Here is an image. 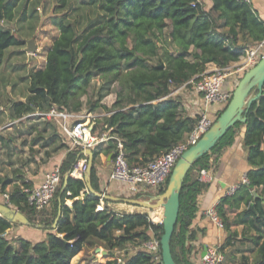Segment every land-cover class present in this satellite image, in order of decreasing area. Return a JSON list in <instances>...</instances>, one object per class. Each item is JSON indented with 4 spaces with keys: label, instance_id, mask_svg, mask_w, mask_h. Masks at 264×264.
<instances>
[{
    "label": "trees",
    "instance_id": "trees-1",
    "mask_svg": "<svg viewBox=\"0 0 264 264\" xmlns=\"http://www.w3.org/2000/svg\"><path fill=\"white\" fill-rule=\"evenodd\" d=\"M54 1L49 20L58 36L47 50L44 66L24 77V101L9 100L10 119L45 114L52 109L78 113L88 106L87 114L107 110L109 115L100 119L108 132L105 155H114L119 140L132 167L145 165L192 131L197 117H178V105L166 98L173 88L196 81L209 64L224 68L238 62L244 50L264 40V21L252 4L237 0H210L208 10H204L200 0ZM39 5V0H0V22L14 23L16 27V34L0 29V74L6 52L24 45L17 37L25 40L34 34L42 16ZM47 8L48 2L43 13ZM96 77L99 84L93 87ZM115 83L118 91L113 89ZM91 89L92 96L88 97ZM112 91L116 99L107 109L101 102ZM82 98L87 99L85 103ZM244 115L245 123L237 122L186 175L170 241L175 264H192L191 225L197 198L207 186L198 180V173L212 167L211 155L231 145L241 126L243 143L248 149V184L239 188L244 198L234 200L233 195L227 196L215 207L222 228L229 234L220 251L237 237L231 231L232 222L224 205L243 202L247 209L238 213L235 222L244 226L243 236L251 234L248 239L257 250L250 263L244 256L241 264H264V93ZM38 120L42 121L41 127L28 123L24 128L30 138L20 141L21 148L28 144L31 158L14 159L22 149L17 150L9 142L3 145L5 155L0 156V173L9 167L11 174L0 177V194L7 195V205L15 207L32 224L51 226L59 206L61 215L56 228L47 230L45 238L38 242L21 237L6 240L4 234L15 224L0 217V264H71L92 242L104 245L107 252L129 250L131 253L122 257L123 264H162L160 246L158 260L144 246L154 239L160 241L163 233L162 225L153 223L148 213H116L106 201L102 202L103 209L97 211L101 201L88 193L84 180L70 176L62 191L64 177L78 159L80 151L76 149L67 152L60 166V182L50 206L41 211L29 206L25 190L31 189L32 184L24 177L26 171L16 167L18 162L28 165L43 151L38 163L42 165L53 154L68 150L51 122L43 116L34 121ZM96 128L97 125L94 131ZM97 153L93 151V158ZM168 180L169 177L155 194L164 192ZM90 183L95 192H102L94 164ZM255 189H260V194L253 198L251 191ZM68 200L72 201L70 206L66 205ZM234 206L238 208L239 203ZM105 264L120 263L112 259Z\"/></svg>",
    "mask_w": 264,
    "mask_h": 264
},
{
    "label": "crops",
    "instance_id": "crops-1",
    "mask_svg": "<svg viewBox=\"0 0 264 264\" xmlns=\"http://www.w3.org/2000/svg\"><path fill=\"white\" fill-rule=\"evenodd\" d=\"M200 2L202 3L204 10H208L211 7L210 0H200ZM251 4L258 17L264 21V0H252ZM207 68V70H212L215 67L209 64ZM234 82L235 80H227L223 85V89L232 90L233 92ZM9 95V91H5L4 89L0 90V99L5 98L8 102L9 100H11L10 97H8ZM166 98L168 100H172L178 105V117H189L192 119H196V113L198 112L200 101L199 97L193 91L192 86L191 90H187L186 85L173 88ZM18 100L21 101V99ZM8 103L5 104V108H3L0 104V137L3 139L2 141H0V156H2L3 158L5 155V149L3 145H7V143L9 142L12 144V146H16L17 142L24 140V138H28L26 140H29L30 138L25 134V125L13 127V124H15V120L10 119L7 109ZM214 109L215 108L213 107L210 108V113L213 112ZM4 115H6V120L8 122H11L10 125H4ZM18 120L19 122L21 121V119ZM48 121L51 122V119L48 118ZM33 123H37L38 127L40 128L42 121H33ZM52 125L56 128L57 134L61 137L62 141H64L63 137L60 135L58 123L57 125ZM5 126L7 129L5 128ZM104 133L108 134V132L105 131ZM243 135L244 127L241 126L236 131L235 139L231 145L224 147L219 152H215L211 155V159H214L212 167L209 168L212 175V180L207 183V186L204 190H202L197 198V211L191 225L193 239L191 242H189V245H191L192 247L189 259L192 264H201V256L209 248H215L218 250L219 254L222 256V264H241L242 258L244 256L248 258V262L250 263L255 256L257 247L253 246V244L248 239V236H251V234L243 236L244 226L236 224L235 222L238 213L243 209H247V204L239 201H234L233 203H231L232 206H229L227 204L224 205L226 215L232 222L230 227L231 231L233 233H237V237L233 238L230 242V244L232 245L229 244L228 246H225L222 251H220V248L227 242L229 234L223 228H220L216 224V222H214L207 215V211L209 209L215 208L220 203L221 199L227 197V191L232 186L238 187L235 194H233L234 200H238L242 197L244 198L243 192L241 193L239 188L240 185H242V179L246 176V172L250 169V166L247 162L248 149L243 143ZM64 143L67 145L68 150H62L56 154H53V156L49 158L45 164H38L39 159L41 157L43 158V151L35 156L33 158L34 160H32V162H30L28 165L22 164L23 161L18 162L19 164L17 163L18 165H16V167H19V169L22 171H26L24 177L26 181L31 182L32 187L39 185L43 181L46 173L50 172L57 166H61L67 152L71 150L66 141H64ZM27 145L21 148L22 152L19 154H15V156H17L18 158L21 157L24 160L31 158V155L28 152ZM32 147L33 149H37V146ZM24 148L27 151H24ZM91 150H97L98 152L97 156L93 158V162L100 190L115 195L116 193L113 191L114 187L112 185L114 184V182L109 181V173L112 166L110 155L112 154L109 153L105 155V152L107 151L106 141L98 143ZM4 173H7L10 176V168L6 167L4 171L0 173V177ZM252 192H254V195L252 194ZM251 194L253 198L258 197V195L260 194V189L252 190ZM71 202L72 201L70 200L66 201V205L70 206ZM237 202L239 203L238 208L234 206ZM110 205L114 206L112 207V210L116 212L118 210V207L115 206L126 204L109 203L108 206L110 207ZM148 215L155 221L158 215V211H149ZM11 230L13 231V228H11L10 231ZM14 232L16 234V237H21L30 242H38L42 241L45 238V234L48 231L32 227L19 226ZM103 253L106 254V252H102V254ZM82 254L83 250L72 259L71 264H85L83 261H79V259H81L82 257ZM107 261L108 259L101 264H105Z\"/></svg>",
    "mask_w": 264,
    "mask_h": 264
},
{
    "label": "built area",
    "instance_id": "built-area-1",
    "mask_svg": "<svg viewBox=\"0 0 264 264\" xmlns=\"http://www.w3.org/2000/svg\"><path fill=\"white\" fill-rule=\"evenodd\" d=\"M247 4H251L252 0H237ZM264 47V41L254 45L246 50L240 57L239 61L228 65L224 68H214L206 70L197 77V80L189 82L192 85L193 91L199 97V109L196 113V122L190 134L181 142L171 147L168 151L143 166H129L123 153L122 143L116 141V150L111 159L112 166L109 173V181L126 185L129 191L137 194L144 191L157 193L164 185L166 179L170 177L172 169L180 156L189 147L195 145L205 132L212 126L218 117V112L224 109L231 100L232 90H224L223 85L227 80H235L238 83L240 76L249 68L253 67L262 57L261 50ZM264 93V88H263ZM215 108L210 113V108ZM40 114V113H39ZM43 117L54 118L57 120L60 135L70 148L80 152L87 149H93L98 143L107 141L108 137H96L92 135V122L89 117L78 121L69 122L73 115L58 112L55 109L50 110L45 114H40ZM87 169V157L84 156L78 160L68 172V175L76 180H83V176ZM198 180L204 184L212 180V175L209 169H201L198 173ZM60 182V167L53 168L46 173L43 181L31 189L25 190L27 201L31 208L41 211L50 206L54 198L56 189ZM242 185L248 184L246 176L242 179ZM238 187L232 186L227 191V196L233 195ZM102 193H106L102 191ZM4 203L7 204L8 196L3 195ZM101 205L97 207V211H101ZM207 215L216 224L222 228L215 208L207 211ZM154 223L161 224V219L150 218ZM5 236V234H4ZM146 249L150 251L155 260H158L159 241L151 240L144 244ZM118 263L123 264L121 260ZM201 264H222V256L215 248H209L201 256Z\"/></svg>",
    "mask_w": 264,
    "mask_h": 264
},
{
    "label": "water",
    "instance_id": "water-1",
    "mask_svg": "<svg viewBox=\"0 0 264 264\" xmlns=\"http://www.w3.org/2000/svg\"><path fill=\"white\" fill-rule=\"evenodd\" d=\"M17 37V36H16ZM19 41L26 43V51L28 53L35 52L33 40H24L17 37ZM264 88V56L250 69H248L242 77H240L236 87L232 92V97L228 105L224 108L222 113L217 117L212 126L207 132L197 141V143L189 147L180 156L174 165L170 174L166 189L161 194H150L147 197L133 199V198H119L108 195L106 193L95 192L90 183V173L93 167V151L87 149L78 155V160L82 156L87 157V169L83 176L85 181L86 190L89 194L98 198L101 202L107 203H122L130 206L141 207L148 211H161V225L163 233L160 237L159 246L161 249V262L162 264H175L171 249L170 241L174 228L177 222L179 211V197L183 182L187 173L192 166L205 154H207L219 140L237 123H245V112L250 109L254 103L263 93ZM113 155V154H112ZM110 155V158H112ZM76 161V162H77ZM68 173L64 177L62 191L66 185ZM254 195V192H252ZM252 209V207H250ZM61 215L60 206L58 209L57 217L53 224L49 227L36 225L28 222L26 217L18 210L13 209L7 204L0 203V217L6 219L12 224L19 226L32 227L40 230H54L56 228L58 219Z\"/></svg>",
    "mask_w": 264,
    "mask_h": 264
},
{
    "label": "rangeland",
    "instance_id": "rangeland-1",
    "mask_svg": "<svg viewBox=\"0 0 264 264\" xmlns=\"http://www.w3.org/2000/svg\"><path fill=\"white\" fill-rule=\"evenodd\" d=\"M39 2H40V5L38 7V11L42 13V16L40 17V22L37 25L34 31V34L25 39L26 41L33 40V44L35 46V52L28 53L26 51V43L24 42V45L22 48H10L6 52V56L3 62V66H2V70L0 74V90L4 89L5 91H9L10 95L8 97H10L11 99L10 101H19L18 99H21V101L24 100V96L26 93V87H27V80L24 77L28 74L29 71L36 70L44 66L47 50L52 44V42L54 41V39L58 36V30L51 25L50 20H49L50 17H52V8L55 6V1L54 0H39ZM46 2H48V8L46 12L43 13L44 5ZM0 29L9 31L12 34H16V27L14 23L0 22ZM261 54L264 56V47L261 50ZM242 76L243 74L240 77ZM98 84H99V78L96 77L93 80V87H97ZM236 84H237V81L234 82L233 89L235 88ZM191 86L192 85L189 84L188 86H186V89L191 90ZM92 89L89 91L88 97L92 96ZM113 89L115 91H118L117 83L114 84ZM115 99H116V94L114 91H112V93L108 94L102 100L101 103L107 109H110ZM82 100L85 103L87 99L82 98ZM8 102L6 101L5 98L0 99V104L2 105L3 108L6 107L5 104ZM87 109H88V106L86 108L83 107V110L78 113L66 112L67 114H73V117L69 120V122L71 123L73 121H78L81 119H85V117H89L90 121L92 122V135L98 138L107 136L106 135L107 133L106 134L104 133L105 127L100 122L101 121L100 119L107 117L109 115V112L107 110L98 109L91 114H87L86 112ZM37 116H41V115L39 113H35V114L22 118L20 122L19 120H15V124H13V127L19 126V125H28V123H33V121L35 120ZM45 118L48 120L49 117H45ZM50 119H51L52 124L57 125L56 119L54 118H50ZM3 120H4V125L11 124V122H8L6 120V115H4ZM97 120H99V122H97ZM96 125H97V128L94 131ZM0 147H1V144H0ZM14 147L16 149H21L20 142H17V145ZM71 150H74V149L71 148ZM24 151H27V150L24 148ZM14 159H17V156H15ZM112 185L114 187L113 191L116 194L114 195V194L106 193L111 196H115L119 198H133V199L140 198L141 199L143 197H147L148 195H150L149 194L150 192L145 193L148 191H144L145 194L140 192L143 195L139 197L137 196V194H133L132 192H130L129 188L126 185L119 184V183H114ZM151 194H155V193L152 191ZM144 195H147V196H144ZM0 203L4 204V199L1 194H0ZM112 207L114 206L110 205L111 209ZM115 207H118V210L116 211L118 213H133V212L149 213L147 209H143L141 207L139 208V207L126 206V205H118ZM12 208L16 209L13 206ZM18 227L19 225L15 224V226L13 227V231L12 230L7 231L5 233V239L8 241L15 240L16 234L14 231H16V228ZM102 252H106V254L104 253L102 254ZM111 253H113V255ZM127 253L130 254L131 252L129 250L107 252L104 245L92 242L91 244L84 247L82 257L81 259H79V261H83L85 264H101L105 262L107 259L108 260L118 259L122 261L123 255Z\"/></svg>",
    "mask_w": 264,
    "mask_h": 264
},
{
    "label": "bare ground",
    "instance_id": "bare-ground-1",
    "mask_svg": "<svg viewBox=\"0 0 264 264\" xmlns=\"http://www.w3.org/2000/svg\"><path fill=\"white\" fill-rule=\"evenodd\" d=\"M161 219V211L160 210H158V216H157V218L156 219Z\"/></svg>",
    "mask_w": 264,
    "mask_h": 264
}]
</instances>
